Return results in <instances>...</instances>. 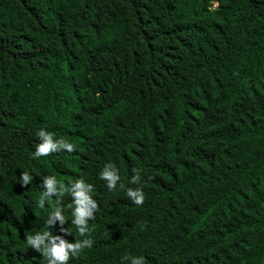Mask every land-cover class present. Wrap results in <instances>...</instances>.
<instances>
[{"label": "trees", "instance_id": "16d2710c", "mask_svg": "<svg viewBox=\"0 0 264 264\" xmlns=\"http://www.w3.org/2000/svg\"><path fill=\"white\" fill-rule=\"evenodd\" d=\"M49 175L93 185L85 236ZM43 231L93 241L68 264H264V0H0V264H47Z\"/></svg>", "mask_w": 264, "mask_h": 264}, {"label": "clouds", "instance_id": "9594fccd", "mask_svg": "<svg viewBox=\"0 0 264 264\" xmlns=\"http://www.w3.org/2000/svg\"><path fill=\"white\" fill-rule=\"evenodd\" d=\"M36 136L40 142L35 147L34 158L48 156L59 151H75V146L72 143L64 139L57 140L51 132L44 129H40ZM133 172L135 175L132 176L130 183L137 184L141 180L140 172L135 168ZM99 177L106 182L109 191H114L121 180L119 170L112 163H108L103 167ZM32 179L33 177L25 171L21 173L19 182L26 187ZM120 187L123 188V184ZM43 189L44 191L39 200L41 208L44 207L46 198L52 196L57 197V204L59 205L60 198L67 193L71 196L74 205L72 208V224L77 227L80 236H85L91 231L88 221L95 219V212L99 207L97 201L91 195L93 192L92 184L86 183L83 178H80L66 188L55 176L49 175L43 177ZM127 197L137 206L143 205L145 199L144 193L140 188H128ZM57 220L60 221V231L62 233H72L68 228L63 227L67 220L63 215L62 208L59 206L55 207L51 212L46 224L49 227H53ZM26 241L32 249L42 253L47 264H68L72 257H78L85 248H90L93 244L91 239H77L75 243H71L63 235H54L49 231L27 235ZM124 259H128V257ZM131 264H144V257H132Z\"/></svg>", "mask_w": 264, "mask_h": 264}]
</instances>
